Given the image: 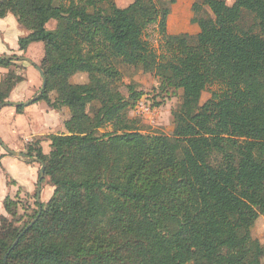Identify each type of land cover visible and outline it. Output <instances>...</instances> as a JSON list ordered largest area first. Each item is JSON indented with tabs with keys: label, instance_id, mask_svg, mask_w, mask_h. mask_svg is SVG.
<instances>
[{
	"label": "trees",
	"instance_id": "trees-1",
	"mask_svg": "<svg viewBox=\"0 0 264 264\" xmlns=\"http://www.w3.org/2000/svg\"><path fill=\"white\" fill-rule=\"evenodd\" d=\"M138 2L0 0V19L11 14L27 30L19 51L43 44L46 85L33 103L67 107L71 126L51 136L47 154L26 146L53 192L20 237L30 221L18 228L0 217V264H224L220 234L260 249L251 227L264 211V164L255 156L264 151V0L194 3V35L168 34L169 8L145 18L133 10ZM158 17L160 52L143 38ZM122 65L181 91L171 135L144 133L128 116L141 93L131 84L121 92ZM78 72L88 81L72 83ZM20 79L7 77L0 103Z\"/></svg>",
	"mask_w": 264,
	"mask_h": 264
},
{
	"label": "rangeland",
	"instance_id": "rangeland-1",
	"mask_svg": "<svg viewBox=\"0 0 264 264\" xmlns=\"http://www.w3.org/2000/svg\"><path fill=\"white\" fill-rule=\"evenodd\" d=\"M118 7H125L129 3L133 2V0H114ZM170 0H139V2L134 7V12L145 18H155L156 12H160V9L169 8V14L166 19V32L168 34H180V33H188L194 35L198 32L199 28L194 19V12L192 11V5L194 3L201 4V0H174L173 2H169ZM228 5L232 4L234 0H225ZM201 15H209L210 11L206 6H202ZM158 20L150 23L143 32V38L149 41V43L158 51H161L159 47L162 43V38L158 32ZM2 24H6L5 26ZM56 24L55 20H49L46 23L47 28L51 29ZM18 31L20 35L26 33V29L22 26H18ZM259 28L264 27V20H261L258 24ZM16 23L13 21L11 17L7 19L0 20V56L2 43L4 41H9L14 44V41L19 36V32L15 29ZM41 46V47H39ZM18 49L8 50V53H4V55H15L28 58L27 60H16L13 59L14 64H12L9 69L10 73L13 74H21L30 81L32 75H36L38 68L42 67L43 60V48L41 42H32L30 43L27 50L24 52L18 51ZM14 53V54H12ZM20 65H27V69L20 68ZM19 66V67H18ZM8 68V67H6ZM121 71V81L119 85V89L123 94L128 93V84L134 85L136 90L141 93V96L135 101V103L139 99H144L148 104L151 105L152 111L149 115H136L133 111V107L135 103L128 110V116L131 118H136L139 120V124L142 126L144 133H158L164 135H171L174 122L172 112L174 109L178 107L180 104V96L181 91L176 90L173 87H163L159 79L154 76L152 73H144L139 68H135L132 66L122 65L119 67ZM0 80H2L0 78ZM70 81L72 83H85L88 81V75L85 72H78L73 74L70 77ZM1 83V81H0ZM1 85V84H0ZM28 85V84H27ZM41 86V83L34 90V96L38 95V90ZM215 89L213 86L208 87L201 96V103L207 100L210 97V92ZM27 91V87H24L23 90L15 91L13 97H18V99H24L26 96L21 93ZM55 93L50 92V97L54 98ZM18 101V100H15ZM23 101V100H19ZM25 101V100H24ZM41 102V101H40ZM40 102L30 103L25 105V108L34 109L36 104H40ZM46 104V103H45ZM41 106V105H40ZM49 106V105H48ZM12 108L13 106L7 105L3 108ZM51 107V106H49ZM54 109V108H53ZM57 114V122L56 128L53 129V132L56 134H67L71 131V126L69 125V116L66 108L62 106H56ZM24 122L25 117H23ZM0 122V138L5 143L8 141L5 138L6 133L3 132L2 126ZM11 128L13 129V135L17 138L21 135H27L29 133V129L26 124L21 126L14 127V125L7 126L5 129ZM48 134L43 136H37L32 138L28 143L33 144L35 147L39 146L40 143H45L44 147H46V142L49 141ZM48 138V140H47ZM50 148V147H49ZM0 150L4 149L0 146ZM49 150V149H48ZM45 151V150H44ZM25 152V151H24ZM256 159L259 163L264 164V151H258L255 154ZM21 160L25 161V158L20 157ZM7 173V172H6ZM0 174H3L0 167ZM41 182V190H40V200L42 204H45L49 197L53 192V186L51 185L47 176L44 175ZM36 190L37 186L28 194H17L12 196V199L8 198L10 211L6 212L5 210H1L0 217L4 216L7 221L12 222L18 228H22L27 222L31 221L33 214L37 211L38 206L36 203ZM262 196L264 197V191L262 192ZM1 207V205H0ZM3 214V215H1ZM6 227L5 224H2L0 220V228ZM251 235L253 238L257 239L260 243V249L257 251H247L243 245H239L237 242L231 240L227 234H220L217 236V252L224 257V264H235V262L243 258L246 262L251 264H264V211L259 214L258 218L254 222L251 227Z\"/></svg>",
	"mask_w": 264,
	"mask_h": 264
},
{
	"label": "crops",
	"instance_id": "crops-1",
	"mask_svg": "<svg viewBox=\"0 0 264 264\" xmlns=\"http://www.w3.org/2000/svg\"><path fill=\"white\" fill-rule=\"evenodd\" d=\"M8 17H11L12 20H15L17 31L19 29L18 26H21L17 23L15 17H13L11 14H8L6 17L0 19L3 21V19H7ZM6 25V24H2ZM19 32V31H18ZM27 34V30L26 33ZM23 34V35H25ZM16 38L14 41V44L9 41H4L2 43V49H1V55H4V53H8V50L18 49V38ZM30 45V44H29ZM29 45L27 46L26 50L28 49ZM41 47V46H39ZM43 48V44H42ZM19 51V49H18ZM17 51V52H18ZM44 51V49H43ZM24 52V51H20ZM14 54V53H12ZM16 54V53H15ZM14 54V55H15ZM6 55V54H5ZM12 55V56H14ZM15 62H11L8 66H0V78L1 85L0 87H5L7 82V77L12 75L10 73L9 67L14 64ZM8 67V68H6ZM19 67V66H18ZM20 68L27 69V65H20ZM20 76L21 79L15 83V85L12 87V89L9 92L7 100L15 101L17 102H23L24 100H29L34 95L35 88L38 87V85L41 83V76L39 72L34 76L32 75L30 78V81L26 79L28 76H24L21 74H13L12 76ZM28 84V85H27ZM24 87H27V91L22 92L24 96H26L24 99H18V97H13V94L15 91L23 90ZM23 100V101H19ZM40 102V101H37ZM45 101L40 102V104H36L34 106V109L31 108H23L21 112L16 111V107L12 108H2L0 110V122L1 124H4L1 128L4 133H6L5 138L8 141H5L4 144H6L9 148L17 150V151H26V146L29 141L32 140V138L37 136H43L48 134V138L56 133L53 132V129L56 128V122H57V114L56 108L53 109V107H49L48 104ZM41 105V106H40ZM64 107V106H63ZM68 111L69 116V110L67 107H64ZM23 117H25V122L23 120ZM23 124H26L27 128L30 130L27 135H21L18 138L13 135V129L11 128V131L9 128L5 129L7 126L14 125V127L21 126ZM47 138V140H48ZM51 142V139H50ZM45 143H40L39 147L41 148L42 152L44 154H47L50 151V143L49 141L46 142V147H44ZM49 149V150H48ZM45 150V151H44ZM25 160V159H24ZM0 167L3 172V174H0V212L1 210H5L3 206V202L6 198L12 199V196L19 194H29L36 186H37V180H38V173L40 169V164L37 162H27L26 160H21L20 157L12 156L8 153H6L3 150H0ZM7 172V173H6ZM3 215V214H1Z\"/></svg>",
	"mask_w": 264,
	"mask_h": 264
},
{
	"label": "water",
	"instance_id": "water-1",
	"mask_svg": "<svg viewBox=\"0 0 264 264\" xmlns=\"http://www.w3.org/2000/svg\"><path fill=\"white\" fill-rule=\"evenodd\" d=\"M0 58L2 59H16V60H27L28 58L25 57H21V56H12V55H1ZM39 74L41 76V86L38 90V94L42 93V91L45 88L46 85V78L45 75L43 73V70L41 68H38ZM38 95L33 96L32 98H30L29 100L23 101V102H17V101H10V100H4L3 102L0 103V110L7 105L13 106V107H17L20 105H27L30 103H33L34 100L37 98ZM0 146L4 149V151L12 156H17V157H22L28 160H31L32 162H37L40 164V169H39V173H38V180H37V190H36V203L38 204V213L37 216L35 218H33L28 224L27 226L21 231V233L19 234V237L25 232L27 231L32 224L35 222V220L37 219V217L39 216L41 210H42V203L40 200V190H41V180L44 177V163L33 156H29L28 154H26L25 152L22 151H17L14 149L9 148L6 144L3 143V141L0 138ZM18 237V238H19ZM18 238H16V240L13 242L12 247L16 244V242L18 241ZM5 259L4 258V264H5Z\"/></svg>",
	"mask_w": 264,
	"mask_h": 264
},
{
	"label": "built area",
	"instance_id": "built-area-1",
	"mask_svg": "<svg viewBox=\"0 0 264 264\" xmlns=\"http://www.w3.org/2000/svg\"><path fill=\"white\" fill-rule=\"evenodd\" d=\"M133 111L135 112L136 115H149L152 111V107L150 104L147 103L144 99H139L134 107Z\"/></svg>",
	"mask_w": 264,
	"mask_h": 264
}]
</instances>
